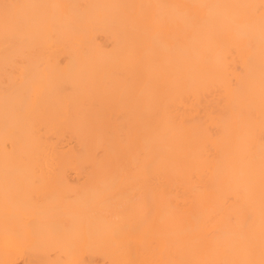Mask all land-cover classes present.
Masks as SVG:
<instances>
[{"label": "bare ground", "instance_id": "bare-ground-1", "mask_svg": "<svg viewBox=\"0 0 264 264\" xmlns=\"http://www.w3.org/2000/svg\"><path fill=\"white\" fill-rule=\"evenodd\" d=\"M264 264V0H0V264Z\"/></svg>", "mask_w": 264, "mask_h": 264}, {"label": "rangeland", "instance_id": "rangeland-1", "mask_svg": "<svg viewBox=\"0 0 264 264\" xmlns=\"http://www.w3.org/2000/svg\"><path fill=\"white\" fill-rule=\"evenodd\" d=\"M17 264H23L21 261H18Z\"/></svg>", "mask_w": 264, "mask_h": 264}]
</instances>
